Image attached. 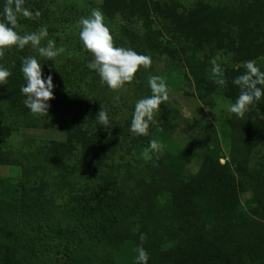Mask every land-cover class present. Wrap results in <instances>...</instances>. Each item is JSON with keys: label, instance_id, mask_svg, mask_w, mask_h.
<instances>
[{"label": "trees", "instance_id": "trees-1", "mask_svg": "<svg viewBox=\"0 0 264 264\" xmlns=\"http://www.w3.org/2000/svg\"><path fill=\"white\" fill-rule=\"evenodd\" d=\"M24 7L41 15L20 17L21 35L43 26L53 31L45 0H25ZM99 9L106 22L120 23L127 48L152 59L136 74L143 98L161 64L192 95L209 97L219 85L206 76L219 56L223 94L235 102L240 88L233 79L246 61L264 59V0H195L188 7L180 0H100ZM29 56L40 57L31 45L9 48L0 58L11 73L0 84V142L22 126L40 127L63 131L64 149L56 142L27 145L21 177L0 191V264H117L127 243L146 250L147 264H264V97L243 118L232 113L225 120L228 156L214 122L206 120L201 163L187 172L189 147L143 155L155 136L165 139L189 120L164 103L160 120L150 125L153 136L143 137L110 115V126L100 125L99 104L81 88L53 80L49 115H33L21 92L22 61ZM199 73L194 91L191 76Z\"/></svg>", "mask_w": 264, "mask_h": 264}, {"label": "rangeland", "instance_id": "rangeland-1", "mask_svg": "<svg viewBox=\"0 0 264 264\" xmlns=\"http://www.w3.org/2000/svg\"><path fill=\"white\" fill-rule=\"evenodd\" d=\"M51 7L52 28L48 32V37L55 40L56 47H63L65 51L59 55L55 61L39 57L43 69V75L52 76L55 81H62L72 89L81 88L86 97L90 99L93 105H100L108 115L118 122L123 120L131 124L135 104L141 99V80L142 75H136L131 83H126L119 91L111 90L106 84L101 82L97 72L90 70L86 61L94 59L92 54L87 51L83 42L80 40L79 20L82 17H88L92 9H99L100 0H45ZM184 6L188 7L195 0H180ZM212 1V0H211ZM217 3L218 0H213ZM115 44L119 47H125V43L119 35V25L116 22H106ZM46 41H42V46ZM264 67V59L257 65ZM158 76L166 78L169 87V100L164 103L169 109L179 113V116L189 120H181L180 126H176L170 134L163 139L162 135L155 136L154 139L162 142L164 148L160 152H151L153 154H162L167 151L177 152L181 147H189L192 151L191 160L187 166V172L195 171L202 160L201 137L204 123L210 119L214 122L220 133L222 149L225 156L229 154L228 141L222 135L225 130V120L232 115L227 110V105L234 103L227 99L223 94L222 86L217 91L205 99H200L197 94H191L192 89L173 76H169L163 64L160 65ZM201 73L191 76L193 81V90L195 91L194 80L199 79ZM206 77L212 78V75ZM57 82V83H58ZM119 96V102L114 97ZM141 97L143 98L142 94ZM159 119V113L155 115ZM160 120V119H159ZM150 136H153L150 133ZM260 134L264 135V122L261 125ZM144 137V136H143ZM65 133L61 130L44 129L40 127L22 126L18 135L8 142H0V191L11 181L15 182L21 177L20 156L27 151V145L35 148L44 142H56L64 149ZM31 149V148H30ZM33 150V149H31ZM224 162V160H222ZM245 197H242L244 201ZM122 256L117 257V264H135L138 257V249L132 244L127 243Z\"/></svg>", "mask_w": 264, "mask_h": 264}, {"label": "clouds", "instance_id": "clouds-1", "mask_svg": "<svg viewBox=\"0 0 264 264\" xmlns=\"http://www.w3.org/2000/svg\"><path fill=\"white\" fill-rule=\"evenodd\" d=\"M25 0H6L3 7V20L0 21V58L5 51L12 47L23 50L31 45L39 56L54 60L61 55L65 49L56 47L53 39H46L49 35L47 26L41 27L37 32L21 35L17 29L20 27L19 18L36 19L41 13L34 14L24 7ZM79 37L84 48L89 51L94 59L87 65L90 70L98 73L101 82L111 90L119 91L126 83H131L141 67L148 69L152 65V59L148 55L137 53L131 48L116 46L114 36L105 23L104 14L100 9H92L88 17L79 20ZM46 44L42 46V41ZM217 56L211 61V74L214 82L219 86L227 84L224 71L218 63ZM245 71L235 77L233 84L240 88L238 98L234 103L227 105V110L243 118L249 107L259 102L264 97V71L257 66L255 61H246L243 65ZM22 73L26 84L21 87L22 94L26 97L24 104L35 116L49 115L50 105L47 101L54 99L53 78L51 75L47 80L43 78L41 60L35 56L23 58ZM11 73L0 67V84H6ZM151 95L139 99L135 104L131 120V132L147 136L151 124L156 123L154 117L159 112L160 106L169 100V87L166 78L152 75L148 78ZM119 102L120 97H114ZM100 125L110 126L108 113L102 109L97 115ZM164 144L157 139H152L149 147L143 152L145 158H149L150 152H160ZM146 236L141 234L140 240L144 241ZM149 257L146 250L141 246L138 249V264H147Z\"/></svg>", "mask_w": 264, "mask_h": 264}]
</instances>
